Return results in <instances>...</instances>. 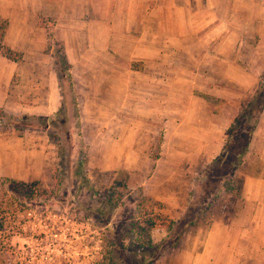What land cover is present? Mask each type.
Masks as SVG:
<instances>
[{"label": "crops", "instance_id": "crops-1", "mask_svg": "<svg viewBox=\"0 0 264 264\" xmlns=\"http://www.w3.org/2000/svg\"><path fill=\"white\" fill-rule=\"evenodd\" d=\"M35 1H44V14L33 9ZM233 1L236 16L239 0ZM252 1L262 11L250 14L254 42L247 28L222 19L225 0H0V23L8 24L3 43L23 53L12 60L0 52L4 112L48 118L62 106L63 75L33 68L54 62L45 38L44 57L33 55L32 21L39 14L44 32L62 42L82 124L88 101L116 91V82L128 122L132 97L148 103L141 82H152L150 112L167 148L144 194L162 201L175 218L201 203L153 264H264V108L242 162L229 174L238 188L226 177L198 182L222 155L229 128L263 81L264 0ZM23 145L22 137H0V178L26 181L42 174L44 156L33 158L34 149ZM132 178L128 171V187Z\"/></svg>", "mask_w": 264, "mask_h": 264}, {"label": "rangeland", "instance_id": "rangeland-1", "mask_svg": "<svg viewBox=\"0 0 264 264\" xmlns=\"http://www.w3.org/2000/svg\"><path fill=\"white\" fill-rule=\"evenodd\" d=\"M233 4V0H225L222 19L230 21L231 27L244 26L249 30L246 38L256 41L249 19L251 12L256 17L262 11L252 0H239L236 17ZM42 5L44 1H35L33 9L44 14ZM39 16L32 21L33 55L44 57L45 38L54 62L33 68L38 74L53 71L63 75L62 106L48 118L39 115L42 119L28 120L23 114L16 116L0 108V137H22L25 149H34L33 158L44 156L42 174L35 179L13 178L18 181L13 183L10 178H0V264H152L161 252H168L175 234L201 209L197 202L184 217L180 213L171 217L162 201L144 194V187L150 184L147 177L162 149L167 148L150 112L154 107L149 91L152 82H141L148 103L132 97L128 122L120 110L121 85L116 82V91L88 101L82 124L74 86L69 85L65 73L62 42L52 31L44 32V15ZM194 21L203 24L200 17ZM7 28L2 20L0 52L18 60L23 53L3 43ZM111 67L120 72L119 65ZM133 82L137 86V81ZM112 104L118 106L112 109ZM124 123L128 127L122 128ZM235 150H224L198 182L203 183L209 175L215 180L226 177L227 185L238 188L229 175L237 167ZM21 170L27 172L31 167ZM128 171L133 184L123 189L120 182L116 192L123 196L117 202L114 198L109 201L112 184L122 173L128 176ZM153 216H160L165 224L150 228L146 222Z\"/></svg>", "mask_w": 264, "mask_h": 264}, {"label": "trees", "instance_id": "trees-1", "mask_svg": "<svg viewBox=\"0 0 264 264\" xmlns=\"http://www.w3.org/2000/svg\"><path fill=\"white\" fill-rule=\"evenodd\" d=\"M64 68L66 69L65 73L68 76L69 85L74 86V82H73L72 75L70 72V64L68 63L66 58H64ZM263 108H264V77H263L262 83L260 84V87L256 91L252 100L243 109V111L235 118L232 126L228 130V142L224 150H227V148H230V147L234 148V150L236 149L234 154L236 155V158H237V167L242 162V159L248 150L252 134L258 123L259 116ZM79 114L80 113L77 110V115ZM23 117H25L27 120L32 119V118L42 119V117L32 116V115H24ZM43 118L45 119V117ZM45 126L46 124L44 125V127ZM59 148L60 146L58 145V150ZM121 175L118 179L114 181V183L112 184V187L110 188V193H111L112 198L110 197L109 201H112V199L114 198L115 202H117L118 197L120 198L123 196V193L116 192L117 186L119 185L120 182L123 183L122 184L123 189L128 188L127 186L128 176L123 173ZM9 181L13 183L18 182L14 179H9ZM146 223H148V226L151 228L157 225H164L165 220H161L160 216H156V217L153 216L152 218L147 220Z\"/></svg>", "mask_w": 264, "mask_h": 264}]
</instances>
